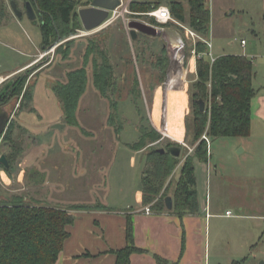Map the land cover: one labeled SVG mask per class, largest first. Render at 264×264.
<instances>
[{"label":"rangeland","instance_id":"1","mask_svg":"<svg viewBox=\"0 0 264 264\" xmlns=\"http://www.w3.org/2000/svg\"><path fill=\"white\" fill-rule=\"evenodd\" d=\"M2 1L7 17L2 22L4 28L0 32V73L25 63L32 53L39 62L30 70L23 91L7 101L6 107L11 111L7 128L13 121V138H5L6 128L0 139V156L16 155L21 147L23 151L17 155L9 171L0 162V200L21 196L26 203L47 206L102 203L122 210L135 207L137 191L142 189L141 176L147 166L148 149L153 146L165 147L169 142L182 145L181 141L189 143L192 139V85L198 79L199 57L193 50L199 40L206 42L209 39L212 47L208 51L214 56L224 51L242 52L240 39L245 38L248 42L245 49L253 58L257 72L255 87L261 89L264 83V0H206L211 10L210 34L206 38L188 23H182L173 16L181 24L170 21L173 25L169 29L180 33L185 47L183 53L181 48V58L184 55V63L181 60L183 86L176 87L172 98L168 96L167 85L174 58L168 40L160 35L139 32L136 39L139 41L135 45L136 40L130 34V20L156 24L157 21L154 22L151 16H134L130 7L126 11L121 6L111 18L115 20L109 25L94 31H86L84 27L78 29L73 37H80L72 43L69 56L64 58L61 52L56 54V46L44 51L39 24L31 21L27 14L18 17L12 9V0ZM15 1L19 9L25 11V1ZM85 1L81 0L78 10L90 5L92 0L88 5H83ZM162 5L168 6L166 0ZM185 7L188 12L186 0ZM90 39L107 47L115 65L118 89L110 91V97L104 96L95 85L93 58L85 59L86 44ZM232 41H235L233 46ZM165 46L169 64L165 79L160 81L161 72L156 61L162 56ZM206 57L210 59L208 55ZM80 66L86 67L88 82L79 100L76 111L78 125H75L64 116L62 104L53 88L66 81L67 72ZM135 74L142 92L136 100L135 94L131 93ZM3 88L4 84L0 85V91ZM26 92L31 93V99L25 97ZM111 115L115 116L114 123L109 122ZM168 116L172 119L171 123H168ZM253 116L255 133L252 138L209 137L208 150L217 168L215 174L213 172L214 195L224 198L236 191L235 187L243 188L246 204L255 207L258 202L264 201V135L261 134L264 125L256 119L255 113ZM141 124L158 127L162 130L156 128L162 138L149 143L142 150H136L131 145L139 140ZM118 127H121L119 132ZM205 134L201 138L205 139ZM241 142L248 145L253 143L259 150L257 157L251 158L250 150L238 154L242 145L237 146ZM186 152L187 148L183 146L182 153ZM22 155L25 157L18 162ZM187 155L181 156V163ZM38 157H43L46 162H37ZM194 163L199 186L205 192L206 164L198 158ZM28 165L37 166L36 170L29 171L31 179L26 171ZM176 175L177 172L169 179L172 185L178 177ZM30 182H37L38 190L29 187ZM260 208L264 210V206ZM233 210L240 212L236 208ZM260 230L261 245L264 242L262 226ZM262 262L263 259H260L259 264Z\"/></svg>","mask_w":264,"mask_h":264},{"label":"trees","instance_id":"2","mask_svg":"<svg viewBox=\"0 0 264 264\" xmlns=\"http://www.w3.org/2000/svg\"><path fill=\"white\" fill-rule=\"evenodd\" d=\"M31 1L39 14L42 15L39 23L42 32V49L48 51L56 46V54L63 57L70 54L72 43L80 36L73 37L77 30L82 28L78 13L81 0H24ZM164 0H132L129 7L134 16L149 15L147 12L158 8ZM189 13L185 7V0H166L172 15L182 23H188L201 36L209 37L211 24V10L206 0H186ZM86 0L83 5L89 4ZM7 13L3 1H0V25L6 19ZM155 22V19L151 17ZM156 24L170 26L173 23ZM111 26V25H110ZM208 39V38H207ZM135 41V45L138 44ZM163 54L157 58L156 65L161 75L160 81L166 76L169 58L163 47ZM208 44L199 40L196 52L201 54L197 58L198 79L192 85L194 115L192 117L193 136L189 144L195 146L194 153L189 154L181 163V158L169 151L171 146H180L178 142H169L165 147H150L146 152L147 166L142 172L141 183L143 203L151 209L162 211L167 209L165 197L173 192V211L180 215L196 212L199 208L197 178L195 172V158L203 162L209 160V150L206 139L201 138L204 133L211 139L218 137H247L252 130V102L257 93L253 78L255 75L252 58L243 54H224L211 61L206 57ZM140 55V54H139ZM139 55L138 59H139ZM85 59L93 58L94 82L99 91L110 97V91L117 88L115 65L107 47L99 41L90 39L86 44ZM50 64V63H49ZM41 67L38 66L35 70ZM30 76V71L16 79H7L2 84L12 80L13 83L0 105L7 102L13 95H19ZM136 76V74H135ZM88 75L85 66H80L67 72V79L54 86V91L60 99L64 116L71 124L78 125L76 111L79 100L86 90ZM134 99L141 97L139 79H134ZM31 93L25 97L31 99ZM199 99L206 102L205 111H201ZM114 115L109 122L114 123ZM14 122L11 121L5 132L6 139H12ZM121 127L117 128L119 132ZM140 137L132 144L136 150L144 149L149 143L162 138V134L154 128L141 124ZM165 148V151H160ZM23 148H20V152ZM13 152V151H12ZM19 152V153H20ZM18 153V154H19ZM18 154L6 156L10 167ZM182 156V157H181ZM180 166V172L172 185L169 179ZM173 189V190H172ZM109 209L102 203L73 204L68 207L47 206L44 204H29L21 196L0 200V264H55L63 250L65 240L70 232L67 226L72 224L75 216L74 209ZM127 239L129 245L113 250L117 254L116 264H130L131 255L143 251L134 244L133 223L128 219ZM158 264H170L167 259L157 256ZM176 264V263H173ZM234 264H239L235 261Z\"/></svg>","mask_w":264,"mask_h":264},{"label":"crops","instance_id":"3","mask_svg":"<svg viewBox=\"0 0 264 264\" xmlns=\"http://www.w3.org/2000/svg\"><path fill=\"white\" fill-rule=\"evenodd\" d=\"M3 28L4 25L1 24L0 32ZM168 36L171 50H175L176 46L180 45L183 53L180 33L173 31ZM243 39L245 44L242 43ZM240 40L242 52L224 51L214 56L224 54L249 56V52L245 49L248 42L245 38ZM236 41H238L237 38ZM234 44L235 41H232L231 45ZM172 55L174 56V51ZM28 56L30 59L25 63L15 65L12 69L0 73V85L7 79H12L35 67L39 62L38 59L33 58L35 54ZM256 76L255 70L254 86ZM260 88L256 87L257 93L252 102L251 134L245 138H252L255 133L253 113L256 119L261 120L264 125V83ZM261 134L264 135V130H261ZM240 145L242 147L238 151L241 152L238 154L247 153L250 150L249 156L257 157L259 150L253 143L248 145L241 142L237 147ZM24 157L25 155L19 157L18 162ZM36 161L46 162L43 157L36 158ZM205 164L207 168L205 192L201 191L199 177L196 174L199 200V208L196 212L180 215L173 209L162 211L152 209L150 213H147L146 207L150 205L143 203L142 189L137 191L138 201L131 210H122L112 206H108L109 209L72 210L75 220L67 226L70 235L65 240L63 250L55 264H116L117 254L113 250L129 245L127 239L129 217L133 223L134 244L143 249L131 255L130 264H158L157 256L167 259L170 264H234L235 261H240L241 264H259L260 259H263L262 264H264V242L261 245L259 243L262 241L260 240L261 226L264 229V210L260 206H264V201L258 202L254 205L255 207L247 205V200L243 197L244 189L238 187H235L236 191L231 192L228 197L222 198L219 195L217 197L212 189L214 170H217L216 165L212 163L210 156ZM36 169V165H30L26 171ZM262 171L264 174V165ZM176 172L177 177L180 166ZM31 175L29 172L30 179ZM41 175L43 174L39 176ZM29 187L36 189L39 188V184L30 182ZM170 195L173 197L172 191ZM233 208L240 212L235 213Z\"/></svg>","mask_w":264,"mask_h":264},{"label":"water","instance_id":"4","mask_svg":"<svg viewBox=\"0 0 264 264\" xmlns=\"http://www.w3.org/2000/svg\"><path fill=\"white\" fill-rule=\"evenodd\" d=\"M121 5V0H92L91 4L88 6H83L78 10L82 25L86 31H94L102 28L112 16L116 13L117 9ZM11 6L14 13L18 17H23L24 12L19 9L18 3L15 0L11 1ZM26 14L30 20L34 23H38L37 10L32 4L31 1L26 3ZM106 26V25H105ZM130 28V34L133 40L137 39L139 32L151 35V36H163L164 39H169L166 37V34L171 30L163 29L160 26H157L153 23L140 21V20H130L128 23ZM176 33H179L177 30H172ZM181 37V36H180ZM183 42V38L181 37ZM184 50V49H183ZM13 81H8L4 88L0 91V99H3L8 93ZM200 104L201 111H205L206 102L203 99L198 100ZM11 120V111L4 105H0V139L4 134L9 122ZM242 150V149H241ZM160 151H165V148H160ZM169 151L177 157L182 153V147L180 146H171ZM241 152V151H238ZM0 162L3 163L6 167H10L9 161L6 155H1ZM165 204L167 209L172 210L174 207V200L171 195L165 197Z\"/></svg>","mask_w":264,"mask_h":264},{"label":"built area","instance_id":"5","mask_svg":"<svg viewBox=\"0 0 264 264\" xmlns=\"http://www.w3.org/2000/svg\"><path fill=\"white\" fill-rule=\"evenodd\" d=\"M132 0H121V6H124V10L128 11V7H129V4ZM117 12V11H116ZM116 14V13H115ZM122 14V13H121ZM147 14L153 18H155V20L160 23V24H167L169 23L170 21H175L176 23L178 24H181L180 22L176 21L174 18H173V15L171 13V10L168 6H160L152 11H149L147 12ZM111 20V21H110ZM115 20V18L112 20L111 18L108 20L109 23L107 25H109L110 23H112L113 21ZM106 25V26H107ZM157 25V24H155ZM183 26V25H182ZM191 34H194L193 31H190ZM207 44H208V49L212 47V44L211 42L208 40H206ZM242 43L245 44V40L243 39L242 40ZM185 47V41H183V49ZM194 53L198 56H200L201 54H198L196 52V48H194ZM204 54L208 55L210 57V60L211 61H214L215 60V56L212 55V52L207 51L205 52ZM170 76V75H169ZM156 127V126H155ZM157 129H159L158 127H156ZM159 131L162 132V130L159 129ZM204 138L206 139V141L208 142V145L210 146V138L208 137L207 134L204 135ZM182 142V147H186L188 149V154H191L192 152H194V149H195V146L193 145H190L189 143H187L186 141H181ZM152 211L151 209V206H147L146 207V212L147 213H150Z\"/></svg>","mask_w":264,"mask_h":264},{"label":"bare ground","instance_id":"6","mask_svg":"<svg viewBox=\"0 0 264 264\" xmlns=\"http://www.w3.org/2000/svg\"><path fill=\"white\" fill-rule=\"evenodd\" d=\"M108 23L109 22H107L105 25H107ZM180 42H182V41H180ZM173 45H174V43H173ZM173 51H174V56H173L174 63H173V67H172V70L170 73L168 85H167V93H168L169 98H172L173 92L176 89V87L183 86V81H182V77H181V60H182V63H184V55H182V58H181V47H180V45H177L176 49ZM168 117H169L168 123H171L172 119L170 116H168Z\"/></svg>","mask_w":264,"mask_h":264},{"label":"flooded vegetation","instance_id":"7","mask_svg":"<svg viewBox=\"0 0 264 264\" xmlns=\"http://www.w3.org/2000/svg\"><path fill=\"white\" fill-rule=\"evenodd\" d=\"M26 3H27V1L25 2V11H23L24 12V14H26ZM88 5V4H87ZM37 15H38V23L37 24H39L40 22H41V19L43 18L42 17V15L41 14H39L38 13V11H37ZM32 21V20H31ZM157 26H160V27H162L163 29H166V30H171V31H169V33L168 34H166V37L167 38H169V34L170 33H172L173 31L172 30H174V29H169V26H161V25H157ZM83 36V35H82ZM165 49H166V46L164 47ZM5 106L7 105V102H5V103H3ZM1 157V156H0Z\"/></svg>","mask_w":264,"mask_h":264}]
</instances>
